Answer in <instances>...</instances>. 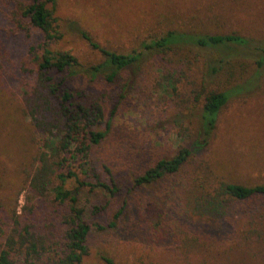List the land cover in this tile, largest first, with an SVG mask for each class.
Listing matches in <instances>:
<instances>
[{"label": "rangeland", "instance_id": "obj_1", "mask_svg": "<svg viewBox=\"0 0 264 264\" xmlns=\"http://www.w3.org/2000/svg\"><path fill=\"white\" fill-rule=\"evenodd\" d=\"M56 8L65 25L83 27L93 40L113 51L139 49L145 38L168 29L234 33L250 43L219 48L181 44L160 58L146 53L122 71L127 81L110 138L93 153V160L104 162L122 184L104 216L131 187L132 175L153 158L172 155L178 146L200 148L195 95L250 83L246 89L229 90L216 113L204 156L197 161L193 157L180 169L181 182H175L180 176L165 184L131 187L128 202L134 225L119 227L99 241L91 239L88 264H104L100 255L112 264H264V200L238 202L212 217L191 215L184 207L192 192L208 191L218 182L264 184V0H57ZM9 43L16 45L14 36ZM59 44L71 48L84 67L101 60L77 37L75 27H67ZM67 81L94 96L106 92L110 97L114 90L100 77L91 80L87 72ZM9 90L8 82L0 79V201L20 213L25 195L20 188L38 137ZM250 206L251 212L246 208ZM45 207L41 203L33 210L42 224H48ZM33 264H52V260L43 256Z\"/></svg>", "mask_w": 264, "mask_h": 264}, {"label": "trees", "instance_id": "obj_2", "mask_svg": "<svg viewBox=\"0 0 264 264\" xmlns=\"http://www.w3.org/2000/svg\"><path fill=\"white\" fill-rule=\"evenodd\" d=\"M56 7L57 0H0V79L8 82L9 91L20 101L23 117L38 137L23 180L24 188H20L25 191L21 212L0 201V264H33L43 256L49 257L52 264H88L91 239L99 241L119 227L134 225L128 202L131 187L170 182L181 176L180 169L189 160L203 157L216 113L227 101V93L246 89L250 83L209 91L203 97L195 95L200 111V148L178 146L172 155L153 158L140 173L132 175L131 187L112 212L104 216L122 184L119 186L104 162L93 160V153L99 147L103 149L110 138L113 117L120 109L127 81L122 71L146 53L153 52L160 58L181 44L219 48L250 43L234 33L168 29L159 36L145 38L139 49L113 51L93 40L83 27H76L73 22L65 25ZM68 26L75 27L77 37L100 55L99 62L84 67L71 48L59 44ZM10 36H14L15 46L9 43ZM31 36L33 41L29 40ZM256 63L261 65L262 58ZM211 70L217 71L214 67ZM81 72H87L91 80L100 77L104 84L114 86L110 97L106 92L94 96L70 87L68 77ZM196 151L200 154L195 155ZM254 199L264 200V184L218 182L208 191L192 192L184 207L191 215L212 217L226 213L238 202L254 203ZM41 203L46 204L48 224L33 217L34 207ZM246 208L253 210L252 206ZM99 259L112 264L105 255Z\"/></svg>", "mask_w": 264, "mask_h": 264}]
</instances>
